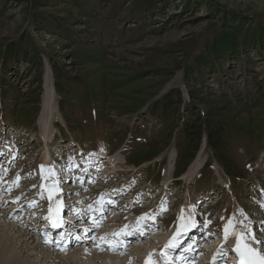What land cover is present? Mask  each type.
Instances as JSON below:
<instances>
[{"label": "rangeland", "instance_id": "1", "mask_svg": "<svg viewBox=\"0 0 264 264\" xmlns=\"http://www.w3.org/2000/svg\"><path fill=\"white\" fill-rule=\"evenodd\" d=\"M257 37H264V0H0V211L13 212L24 200L14 217L34 220V245L44 239L39 229L51 210L74 199L71 213H61H77L70 218L82 226L100 222L95 236L121 234L147 213L155 242H139L151 252L140 264H162L156 241L181 238L182 227V237L189 234L183 243L195 246V262L182 264H206L197 262L199 254L211 258L203 248L224 253L222 264L237 253L240 233L264 254V41ZM229 38L233 51L222 44ZM45 86L54 105L47 138L40 119ZM166 97L171 123L151 115ZM206 112L221 114L215 118L229 128L222 151L231 175L203 131L199 142L181 134L189 119L202 124ZM47 151L53 164L43 165ZM110 155L118 159L108 174L102 159ZM96 208H104L99 218L91 216ZM170 248L164 253L171 261ZM22 252L16 262L29 264L31 248Z\"/></svg>", "mask_w": 264, "mask_h": 264}, {"label": "bare ground", "instance_id": "2", "mask_svg": "<svg viewBox=\"0 0 264 264\" xmlns=\"http://www.w3.org/2000/svg\"><path fill=\"white\" fill-rule=\"evenodd\" d=\"M45 90H46L45 92L47 93V97H46L45 102L43 103V106L41 109L40 119L43 120V122H45L44 124H42V127L44 129L42 134L45 138H47L48 137V129H49L48 127L50 125L49 122L51 121L49 116H51V114L53 112V109H54L53 106L54 105L52 102V98H53L52 89L48 88V86H45ZM45 146H47V143L45 144ZM117 159H118V155H112V156L110 155V156H106V158L102 159L103 160L102 162L104 164L106 163V165L108 166L107 167V170L109 171L108 174L113 171V170H111V168L115 164H117ZM50 162H52V160L50 158L49 152L47 151L43 155L42 164L46 165L47 163H50ZM52 164H53V162H52ZM50 182H51L50 183L51 189L55 188L56 185H54V183H53L54 178H51ZM66 192H68V194L71 193V191H66ZM21 195H22V193H21ZM76 201L77 200L74 199L71 201L72 204H69L70 207H72V209H74V206L76 205ZM0 205H3V204H0ZM25 205H26V203L24 202V200L21 201V207L15 206V207H18L17 209H15V211H17V210L22 211V207H24ZM81 208L84 212L85 211L87 212V208H88L87 206L81 207ZM55 209L54 210L52 209L50 214L47 215V220L49 218H52V213H53L52 211H55ZM15 211H13V212L9 211V213L8 212L3 213L2 210L0 211V264H4L8 261H13V262L15 261V263L19 264L18 260H20V258L23 255L22 254L23 253L22 248H25V249L28 248L29 251L31 248L32 253L27 254V255L24 254L25 259L27 258L29 264H58L59 262H62V264H137V263H135V260H137V259L140 260L144 257H149V255L151 254V252H145V250L138 247V245H140L139 242L142 240L139 238L135 239L136 241L133 240V241L129 242V244L131 243L130 244L131 247L127 248V245L123 246L122 243L119 242V241H121V239H123L121 236H119L123 232L120 234V233H118V230H114L112 232L111 236H105L104 237V233H102L101 231L99 232L98 236H94L93 235L94 232L97 231L98 229H100V226H101V223L97 222L95 220H91L89 223H87L85 226H83V229L86 232L84 238H88V241L86 239V240H84V242L80 243L76 239L70 240L68 242L65 250L56 251L53 249L52 253L47 252V250L46 251L37 250L39 248V244L41 246H47V247L53 246V244H54L53 240H49L48 237L45 236V233H44V235H43V233H39V234L44 236V239L36 242L34 245V243H33L34 239L33 238H34V236H36L34 234V231H36V224H35L34 220L33 221L28 220L27 221L26 217H24V215H22L20 218H16V217H14ZM101 216H102V213L98 214L97 218H99ZM71 220H72V218L69 219V221H71ZM23 221L28 222V224H29L28 228H26V229L23 228ZM69 224H71V222ZM20 227H21V229H24V230L20 231L19 230ZM183 230L186 231V229L184 227H183ZM19 231L21 232L20 234L18 233ZM14 233L17 236L14 238H11ZM231 235L233 236V234H231ZM91 237H94L96 239L92 244L89 243V239ZM101 238H104V239L102 240ZM167 238H168L167 236H162V237L158 238V240L161 242V245H159V246H162V248H163L164 245H169L170 241L167 240ZM186 238L187 237H185L183 239L178 238L176 241H179L180 243L178 245H175V247H173L174 250L177 249L179 252L180 249H178V248H182L180 246H183V244H185L183 242L185 241ZM152 240H151V242L154 243L155 242L154 239H152ZM172 242L175 243L174 241H172ZM233 242H234V240H233ZM235 243H237V241H235ZM110 244H112V245L118 244L119 246H117L115 248V250H113V248H112V246H110ZM31 245H34V246L30 247ZM124 248H126V249H124ZM127 249H129V251L126 253L125 250H127ZM192 249L194 250L195 246L190 248L191 251H190L189 258H191L190 256L194 253V251ZM67 250H69L68 254H70V255H68V258H64L63 256H62V258L58 257L59 256L58 254H63ZM158 250H159V248H158ZM205 250H206L205 252H210V250H207V249H205ZM25 253H26V251H25ZM164 254L166 255V253H164ZM186 254H187V252L183 251V254H182L183 258L182 257L180 258V260H179L180 262L182 260L183 261L185 260L184 256ZM237 254L238 253H233V254L229 255L228 257H226L229 259H226V260L227 261L237 260ZM32 257H34V259ZM171 258H172V256L166 255L165 260H163V263L169 264L167 262H173V264H176V261L178 258H174L173 260L170 261ZM139 260H137L136 262H139V264H140ZM16 261H18V262H16ZM20 261H22V258ZM187 262L188 261H186V264H189L191 262V259H190L189 263H187ZM215 264H216V262H215Z\"/></svg>", "mask_w": 264, "mask_h": 264}, {"label": "trees", "instance_id": "3", "mask_svg": "<svg viewBox=\"0 0 264 264\" xmlns=\"http://www.w3.org/2000/svg\"><path fill=\"white\" fill-rule=\"evenodd\" d=\"M257 40H259L262 43L264 41V37H262L261 40L259 37H257ZM231 41L232 40L229 38V39H227V41L222 43L224 45L225 50H228V51L232 50L233 51L234 47H233ZM212 43L210 44L209 48L212 47L216 50V52H218L219 50L217 49V47L213 46ZM16 53L17 52L15 49L9 50L8 55H11V57H9V58H13L16 55ZM219 55H220L219 59L221 57L223 58L225 56V54H222V53H220ZM201 66H202V64L199 65V67H201ZM197 69L199 71V76H202L204 71L201 70V68H197ZM211 69H214V68L212 66L208 67L209 71H211ZM224 71L225 70H222L221 68H219V70H217V74H215L217 79L220 80L219 75H220V73H223ZM164 99H165V101H163L162 106L158 110L153 111L151 113V115L157 116L158 119H163L165 123H171V122H173V115L166 111L167 106L171 104V100L168 99V101H167L166 100L167 97ZM220 115L221 114H218V112H216V114H212L211 112H206V114H205L206 117H205V119H203V122L200 125L196 124L197 122L194 121L195 119H189V121H187V123H185L182 126L181 134L183 136V139H185V140H191V141L198 140V142H199L200 132L203 131L204 135L206 137V143H207L208 147L213 151L214 158H215L216 162L222 167L223 171L227 175H231V173H232L231 165L226 160V156L223 154V151H222L226 148V139L230 136V132H229V128H227V126L224 124L225 122L222 121L221 118H219V119L215 118V117H218ZM198 116L203 117L204 115H202L200 113V114H198ZM220 117H222V116H220ZM140 129H142V128L137 127L138 131ZM198 142L196 143V145L194 147L190 148V155L188 156V158L186 160L187 164H188L189 160L192 158L193 154L197 151V147L199 146ZM186 147L187 146L184 145L185 149H186ZM176 158L179 160L181 158V154H177ZM186 163H185V165H186ZM184 168H185V166L182 169H180L179 171H177L175 174L182 173L184 171Z\"/></svg>", "mask_w": 264, "mask_h": 264}, {"label": "snow or ice", "instance_id": "4", "mask_svg": "<svg viewBox=\"0 0 264 264\" xmlns=\"http://www.w3.org/2000/svg\"><path fill=\"white\" fill-rule=\"evenodd\" d=\"M55 175V173H52ZM148 216V214H144V216L138 218V219H145ZM53 226H58L55 222L53 223ZM232 228L231 221L228 225L225 226V241L227 240V237L229 235V231ZM246 235L247 233H240L237 236V245L235 248V251L238 253V255L241 257L240 264H264V254H262L258 249L252 248L249 246V244L246 242ZM251 238L254 240L255 236L254 234L251 236ZM102 240L104 238H101ZM259 242V241H258ZM119 246L118 244H113L112 248L115 250V248ZM169 246L175 247V244H173L172 241L169 242ZM167 247V246H166ZM151 255V254H150ZM216 257H213V264H215Z\"/></svg>", "mask_w": 264, "mask_h": 264}]
</instances>
